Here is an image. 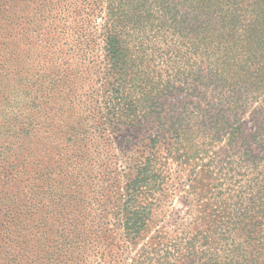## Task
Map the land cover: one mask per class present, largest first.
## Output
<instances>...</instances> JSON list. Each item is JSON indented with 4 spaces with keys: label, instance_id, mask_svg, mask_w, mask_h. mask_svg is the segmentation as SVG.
Instances as JSON below:
<instances>
[{
    "label": "trees",
    "instance_id": "1",
    "mask_svg": "<svg viewBox=\"0 0 264 264\" xmlns=\"http://www.w3.org/2000/svg\"><path fill=\"white\" fill-rule=\"evenodd\" d=\"M86 149L118 151L117 214L56 210L47 260L264 264V0H0V217Z\"/></svg>",
    "mask_w": 264,
    "mask_h": 264
},
{
    "label": "rangeland",
    "instance_id": "2",
    "mask_svg": "<svg viewBox=\"0 0 264 264\" xmlns=\"http://www.w3.org/2000/svg\"><path fill=\"white\" fill-rule=\"evenodd\" d=\"M78 93L80 94V91ZM14 109L17 115L11 119L16 124L12 130V132L16 131L13 137L23 140V134L19 132L22 126V111L19 106H15ZM251 126L249 125V127ZM46 142L45 138L43 143H38L39 152L45 148L43 145ZM19 144L14 145L11 142L8 150L17 151L22 159V156L27 152H24V148L19 149ZM92 150L89 152L86 149L84 152L74 153L72 162L73 167L75 166L74 169L68 175L65 171L58 170L54 179L49 178L52 187H48V189L29 194V189L24 190L26 183H19L18 187L11 183L6 187L2 196H4L5 203L11 206L13 212L5 218L0 217V264H54L53 259L47 260L46 252L54 254L56 251V240L63 230L61 224L65 216L55 212L56 210L62 212L66 204L75 206L74 211L82 215L85 214V216L106 217L117 214L119 195L117 188L115 189L116 184L113 183L116 176H121V173L117 175L120 171H116L118 169L117 160L114 161L113 156L106 154H115L118 151H101L99 153L96 151L97 149ZM257 152L261 156L264 155L263 150ZM78 165H82L81 171L78 170ZM106 166L110 170L116 171L111 175L112 191L107 189L102 191V188H91L88 185V188L84 190L85 193L78 192L79 188L76 187L81 180L82 170H84V174H88L91 169H105ZM65 185L69 186L68 188L71 190L69 194H62L66 188ZM56 190L58 192L60 190L59 195H54ZM83 205L84 208H81ZM67 209H69L68 206ZM186 209V206L177 201L171 210L173 213L184 214ZM67 211L65 210V212ZM172 212L171 214H173Z\"/></svg>",
    "mask_w": 264,
    "mask_h": 264
}]
</instances>
